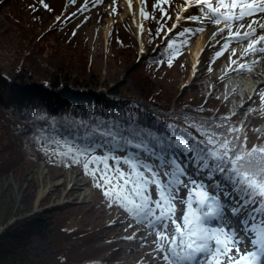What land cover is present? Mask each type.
<instances>
[{"label":"trees","instance_id":"trees-1","mask_svg":"<svg viewBox=\"0 0 264 264\" xmlns=\"http://www.w3.org/2000/svg\"><path fill=\"white\" fill-rule=\"evenodd\" d=\"M64 1L54 11L45 1L0 0V13L8 24L0 32V185L10 173L16 175L20 169L22 174L39 163L52 177L79 169L91 181L95 201L87 210L67 204L21 219L31 210L34 189L27 187L16 207L12 190L0 187V264H134L131 258L137 257L125 249L126 243L114 240L102 245L119 232L106 225L111 218L108 207L127 211L111 193L104 195L105 189L97 187L98 180L91 175V165L85 174L84 157H73L69 147L74 146L72 152L90 149L96 157H109V166L124 168L111 158L122 161L133 153L154 156L152 145H158L156 155L162 159L174 155L176 160L192 161V154L175 142L203 140L197 131L201 127L221 134H226L227 127L241 128L235 135L247 137L248 149L264 146V134L239 117H223L226 107L217 99L205 101L198 85L178 89L174 68L190 42L170 32L161 40L172 19L164 12L147 22L145 52L137 53L133 38L117 23L106 54L100 51L89 57L86 49H76L72 41L58 35L69 19L41 33L37 8L52 17L62 12ZM67 2L65 12L70 18L74 2ZM29 49L31 53L25 56ZM186 75L184 68L182 79ZM99 130L125 134V139L135 134L137 142L147 136L146 148L141 151L113 141L98 134ZM77 158L80 163L74 162ZM193 168L194 178L205 183L207 173H197L195 164ZM213 180L221 184L217 193L238 201L226 176L217 173Z\"/></svg>","mask_w":264,"mask_h":264},{"label":"snow or ice","instance_id":"snow-or-ice-1","mask_svg":"<svg viewBox=\"0 0 264 264\" xmlns=\"http://www.w3.org/2000/svg\"><path fill=\"white\" fill-rule=\"evenodd\" d=\"M94 2L100 3L101 0ZM163 2L167 3V0ZM190 3L203 6L212 24H223L219 32L227 30L217 56L233 40L246 43L243 56L264 54V20L253 19L246 25L241 23L246 17L264 13V0H228L227 3L225 0H190ZM190 3L185 0V10ZM86 6L82 10H86ZM44 7L48 5L44 4ZM179 19L181 17L177 16ZM185 19L195 21L197 17ZM257 28L261 34H257ZM232 55H236L235 49ZM230 64L235 65L231 71L238 74L251 70V65L237 60H230ZM261 100L264 101V95H261ZM197 131L204 137L203 140L193 138L189 143L181 139L175 143L192 154L197 173L206 172L208 179H214L217 173L227 177L228 185L239 198L235 204L234 197L221 202L219 193H209L207 185L190 175L174 155L173 158L157 160L155 166L141 160L135 153L122 161L112 157L116 164L125 166L121 168L109 166L106 163L109 157H96L90 149L78 148L72 152L74 146H70L69 152L73 157H84L82 166L85 174H89L91 165V175L98 180L96 186L105 189V196L111 193L137 223L154 229V243L157 244V251L163 253L165 264H213V261L221 264L218 257L222 256L227 257V264H264V146L246 148L247 137L235 135L242 132L241 128L227 127L226 134L203 127ZM98 134L113 141H123L141 151L146 148L144 141L148 139L145 136L137 142L135 134L125 139V134L113 135L112 131L103 130H99ZM157 147L152 145L153 155H156ZM74 162L81 161L77 158ZM220 186L217 183L216 187ZM153 187L156 190L155 199L152 197ZM181 188L187 190L182 199L179 197ZM177 199L185 206L179 218L176 216ZM229 204L233 207L229 208ZM245 210L246 216L237 228L233 221Z\"/></svg>","mask_w":264,"mask_h":264},{"label":"rangeland","instance_id":"rangeland-1","mask_svg":"<svg viewBox=\"0 0 264 264\" xmlns=\"http://www.w3.org/2000/svg\"><path fill=\"white\" fill-rule=\"evenodd\" d=\"M43 1L49 3L50 8H53L54 11H59L62 7L60 5V3H62V0ZM72 1L74 2V6L72 8V15L70 16V18L66 15L65 12V9L69 6L67 0L64 1V9L62 10V12L58 15L55 14V16L52 17H50L49 14L45 11H41L42 9L40 7L37 8V12H39L38 14L41 16V18L39 19L41 33L47 32L49 28L57 23V21H66L69 19L67 22V27L61 29L58 32V35H60L64 41H72L71 43H74V48L86 49L89 52V57H92L100 51L106 54V50L108 49V40L111 33L108 39H106L104 35V27L106 26L108 20H112L113 24L110 32L113 30V25L118 23V25L126 33H129V35L133 38L134 42L137 45V53H143L147 50L148 46V20L153 16H157L159 12H164V15L166 13V16L172 18L170 25H167L165 30L173 33L174 35L177 34L180 41L187 43L190 42L189 48L180 53V56L178 58L179 63L174 68V76L175 78H177L176 85L178 86V89H181L184 86L198 85L201 88V95L203 96L205 101L217 99L226 107L227 113L223 115V117H239L246 124L254 126L258 130V132H261V128H263L264 125L260 127L258 123L260 118H264V115L263 117H261L264 113V109H261L257 114L247 115V112L248 110H250V106H252L255 101L257 102V104L264 103V101L261 100V94L263 93L264 95L263 88H258L256 86L257 89L253 88V90L256 89L255 92L249 95L248 92L246 93L245 91V101H249L247 103L248 106L247 108L242 109L236 115L232 110L233 101L231 99H226L227 93L224 90L225 85L223 86V89H221L220 84L218 83V80L221 77L220 74L222 69H224L225 64L230 63V57H232L231 50L229 48L228 51H222V58H217V52L221 51V46L224 44V37L227 35V31L225 30V32L222 33L219 32L211 39L208 38L204 44L203 50L200 51L198 55L199 57L197 58L195 63L192 62V50L195 49L194 47L198 38L205 37L211 29H219L224 27L223 24L219 26L212 24L209 21L208 13L203 8V6L192 5L189 0L190 6L185 10V8L183 7L185 0H167V3H164L163 0H141L142 3L140 5L139 17L144 28L143 37L145 39V42L144 48L140 50L138 42L136 40V28L133 22V16L136 12L135 4L132 5V14L126 15L124 14V9L121 8V2L119 0H101L100 3H95L94 0ZM227 2L228 0H225V3ZM85 4H87L86 10H82L85 9ZM154 5H157V7H154ZM70 7H72L71 4ZM161 8L163 9V11H161ZM197 13L198 15L196 16ZM34 16L37 17L38 15L34 13ZM177 16H180L181 19L177 20ZM191 16L197 17V20L193 21L185 19V17ZM255 17H260L259 20H263L264 13L252 16L249 18V20L245 19L243 20V23L247 24L251 20L257 19ZM31 18L33 19V16L28 17V19ZM176 23L179 25H177ZM173 25H177V27H173ZM2 26L7 27L8 24L5 21L3 15L0 13L1 33ZM168 32L164 33V36L163 38H161V40L167 37ZM257 33L261 34L259 28H257ZM157 43L159 44L160 42ZM31 49L24 51L25 56H29V54L31 53ZM261 55V53H257L254 56L259 58L261 57ZM38 63L43 68L49 69L45 61L38 60ZM184 68L185 70H187V75L185 79H182V71L184 70ZM217 70L219 71L217 72ZM250 72L252 73V70H250ZM180 75L181 77H179ZM245 76L246 77H237V79H241L246 84L249 83L246 79L254 81L255 83L259 82V79L251 80L250 78L252 74L250 75V73H245ZM253 76L259 77L256 74ZM243 89H245V87ZM137 156H139L141 160L152 163L154 166L157 160H163L158 157V155L147 156L139 154ZM178 162H180L184 167L188 169L190 175L192 174V161L187 162L183 159H178ZM19 171L20 169L17 171L18 174L16 175H14V173H10L2 182L0 187L1 191H7L9 189L12 190V195L16 200V207H19L18 205H21L23 191L30 186H32V188L34 189L31 210L29 213L22 216L21 219L28 218L43 211H53L67 204H72L74 206L83 205L85 210H87L88 205H91L95 201V193L92 189V183L89 179L83 176L82 171H80L79 169L62 171L56 174L57 177H52L53 175H51L47 171L44 164L39 163L32 170H24L22 174H20ZM205 179L209 184L208 189L212 193L216 192L218 188L216 187L214 180L208 179V176H206ZM84 190H88L90 195L87 198L82 199V193ZM40 193L43 194L42 197L38 200V195ZM186 194L187 190L181 188L179 192L180 199L184 198ZM219 195L221 202L227 199L225 197H221V194ZM152 197L153 199H155L156 197V190L154 187L152 188ZM180 199H177L175 202L177 218L182 215L185 207L184 204L180 202ZM233 204L235 203L233 202ZM233 204H229L228 207H233ZM107 213L111 218L106 225L112 226L116 231L119 232L118 236L115 239H112V241H108L107 243H104L102 245H108L114 240L121 243H126L127 245L125 246V249L129 250L132 255L137 257L136 260L131 256V261L134 262V264H165V261L162 259L163 253L157 251V244L154 243L156 239L154 229L146 227L142 223H137V221L131 216L128 211H119L117 208L109 206ZM241 213H243V211ZM238 217L233 221L234 225L237 228L240 226V220H243L245 218L243 215L240 219H238ZM14 220L15 219L12 218L9 221V225L12 224ZM89 222L98 224L95 218H89ZM5 228L6 227L2 229ZM141 244L146 248H141L139 246ZM241 247L243 248V245H241ZM218 259L221 261V264H227L226 256L218 257ZM213 264H215V261H213Z\"/></svg>","mask_w":264,"mask_h":264},{"label":"bare ground","instance_id":"bare-ground-1","mask_svg":"<svg viewBox=\"0 0 264 264\" xmlns=\"http://www.w3.org/2000/svg\"><path fill=\"white\" fill-rule=\"evenodd\" d=\"M119 1L121 2V8L124 9V12H125L124 14H126V15L132 14V5H134V4L136 5V12H135V15L133 16L134 17L133 22H134V25L136 28V40L138 42L139 49L142 50L144 48V42H145V39L143 37L144 28H143V24L141 23V19L139 17V10H140V5H141L142 1L141 0H119ZM256 18H260V17H256ZM263 20H264V18H263ZM112 24H113L112 20H108L106 26L104 27V35H105L106 39H108V37L110 35V30H111ZM233 28H235V26H233ZM214 33H215V35H217L219 33L218 29H211L209 31V33L206 34L205 37H203V38L199 37L198 38V40L196 41V45L194 47L195 49L192 50V62L193 63H195V61L199 57L198 55H199L200 51L203 50V47H204L206 40L208 38L211 39L212 37H214L215 36ZM235 52H236V55L235 56L232 55L231 60H238L240 57H243V52H239L238 50H236ZM247 57H256V56L248 55ZM261 57H262V59H264V54H262ZM260 61H263V60H260ZM259 63L260 62H258V64L254 63L253 65H251V68L254 69V73L252 74L250 79H253V77H254L253 75H255V74L258 76L263 74L262 69H264V65L259 66ZM227 67H228V65L226 66V68ZM246 80L249 83L246 84L241 79H237V77H236V80L230 84L231 87H228V89L231 90L230 99H236L237 101H239V103L244 102L245 103L244 106H246V104L249 102V101L248 102L244 101V100H246L244 92L245 91H246V93L248 92V95H249V94H253L255 92V90L257 89L254 81H250L249 79H246ZM244 87H245V89H243ZM253 88H256V89L253 90ZM238 97H243V98H241L239 100V99H237ZM243 107L238 109L239 112L243 109ZM73 184H75V183H73ZM42 194L43 193H40L38 195V200L42 197ZM89 195H90L89 191L84 190L82 193V199L87 198Z\"/></svg>","mask_w":264,"mask_h":264}]
</instances>
